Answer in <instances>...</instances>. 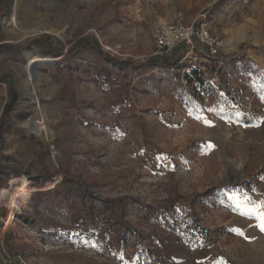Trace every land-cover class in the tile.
I'll return each mask as SVG.
<instances>
[{"label": "rangeland", "instance_id": "374dc122", "mask_svg": "<svg viewBox=\"0 0 264 264\" xmlns=\"http://www.w3.org/2000/svg\"><path fill=\"white\" fill-rule=\"evenodd\" d=\"M203 18L217 57L197 41L156 53L158 23ZM0 46V124L16 97L0 192H30L9 225L0 201V260L264 264V231L229 199L264 200V0H0ZM33 55L54 60L34 73L40 110ZM91 205L101 235L72 218Z\"/></svg>", "mask_w": 264, "mask_h": 264}, {"label": "built area", "instance_id": "2783aa9c", "mask_svg": "<svg viewBox=\"0 0 264 264\" xmlns=\"http://www.w3.org/2000/svg\"><path fill=\"white\" fill-rule=\"evenodd\" d=\"M153 39L156 53L161 56L181 45L187 46V48L193 51L195 41L206 47V56L208 58L217 57L222 47V42L210 33L209 23L204 18L198 22L197 27L174 21L160 22L155 28ZM0 264L12 263L1 259ZM13 264H27V262L18 255Z\"/></svg>", "mask_w": 264, "mask_h": 264}, {"label": "bare ground", "instance_id": "6f19581e", "mask_svg": "<svg viewBox=\"0 0 264 264\" xmlns=\"http://www.w3.org/2000/svg\"><path fill=\"white\" fill-rule=\"evenodd\" d=\"M14 11L15 10L13 8L12 12H10L8 16L9 19L6 24L7 25L12 24L15 26V28L18 29V27H16V22L14 19V14H15ZM36 31L45 32L46 30L44 28H39ZM25 33L29 34L30 32L29 33L25 32ZM53 62L54 60L51 58H38L34 55L30 56L29 63L25 67L26 75L23 79V84H24L25 89L27 90V92H30L31 94V101L26 104V106L29 109H34L33 107L35 106L37 107L38 110H40V105L38 104V100L36 97V93H37L36 84H37L39 77L34 75L35 70H38L41 66H44V65H47ZM41 120L42 121L45 120L42 114H41ZM28 128L31 132L37 135L42 131H46L45 126L42 123L40 124L39 122H36V121L29 124ZM20 182H21V185H19L18 187H15V188L12 187L10 190H2L0 192V201L1 202L5 201L7 208L9 209V214H8V218L6 221V225H9L10 222H12V219H14V213L21 210V208L25 205L26 201L28 200L30 196V192L25 188V180L22 179Z\"/></svg>", "mask_w": 264, "mask_h": 264}, {"label": "trees", "instance_id": "16d2710c", "mask_svg": "<svg viewBox=\"0 0 264 264\" xmlns=\"http://www.w3.org/2000/svg\"><path fill=\"white\" fill-rule=\"evenodd\" d=\"M2 48H3V46H0V49H2ZM249 66L251 67L250 64L248 65V67ZM252 66H255V65H252ZM193 74L194 75H198V73H196V72H194ZM197 81L201 85L203 84V80L201 79V77L199 75L197 76ZM15 101H16V97L14 96V98L9 102V104L6 105L4 114L2 116L1 124H0V131H2V132L3 131H5V132H10L11 131V128L5 125V121L7 120L8 116H9V114L11 112L12 106L14 105ZM191 101L192 100L188 101V104L190 106L193 105L191 103ZM241 121H242V123H245V124H251L252 120H248V119L246 120V118H243ZM61 186L69 187L70 189H72L73 187H77L78 186V182H76L73 179H71V180L64 179L62 181V183H61ZM60 192H62V191H60ZM90 203H91V201H90ZM90 209L91 210H88V212H85V213H82L80 211L79 214H73L72 218H73L74 221H76L78 223L77 227H80L82 229L80 231L81 232L83 231L85 233V235H90V234H93V235H99L100 234L101 235V232L96 230L97 220L95 218V215L93 214L94 212H93L92 205H91ZM110 222H111V225H113V226H115L114 224L118 225L119 224L118 223L119 222L118 217L117 216H112V220ZM126 226L127 225L124 224L121 227L125 228ZM125 231H126V228H125ZM104 239H105V236H104Z\"/></svg>", "mask_w": 264, "mask_h": 264}, {"label": "snow or ice", "instance_id": "6c2138e0", "mask_svg": "<svg viewBox=\"0 0 264 264\" xmlns=\"http://www.w3.org/2000/svg\"><path fill=\"white\" fill-rule=\"evenodd\" d=\"M237 209H242V214L255 218L258 221V227L264 231V200L258 203H252L247 197L238 199L235 195L230 196Z\"/></svg>", "mask_w": 264, "mask_h": 264}]
</instances>
